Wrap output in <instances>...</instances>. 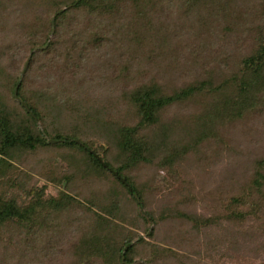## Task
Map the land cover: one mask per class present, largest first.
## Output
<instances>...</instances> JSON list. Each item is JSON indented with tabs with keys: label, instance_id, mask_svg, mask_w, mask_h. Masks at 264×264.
<instances>
[{
	"label": "trees",
	"instance_id": "1",
	"mask_svg": "<svg viewBox=\"0 0 264 264\" xmlns=\"http://www.w3.org/2000/svg\"><path fill=\"white\" fill-rule=\"evenodd\" d=\"M0 264H264V0H0Z\"/></svg>",
	"mask_w": 264,
	"mask_h": 264
},
{
	"label": "water",
	"instance_id": "2",
	"mask_svg": "<svg viewBox=\"0 0 264 264\" xmlns=\"http://www.w3.org/2000/svg\"><path fill=\"white\" fill-rule=\"evenodd\" d=\"M30 59H31V57H30V58L28 59V61L26 62V65H25V67H24V69H23V74H24L25 71H26V68H27V66H28V64H29V62H30ZM18 90H19V85H18V86L16 87V89H15V97H16L17 100L21 101V98H20L19 95H18ZM22 103H23L24 107H26L27 110L30 111V109H29L27 103L24 102V101H23ZM32 115L35 117L34 114H32ZM116 175H118V174L116 173Z\"/></svg>",
	"mask_w": 264,
	"mask_h": 264
},
{
	"label": "rangeland",
	"instance_id": "3",
	"mask_svg": "<svg viewBox=\"0 0 264 264\" xmlns=\"http://www.w3.org/2000/svg\"><path fill=\"white\" fill-rule=\"evenodd\" d=\"M52 188H53V187H51V189H49V190L52 191V192H55L54 189H52Z\"/></svg>",
	"mask_w": 264,
	"mask_h": 264
}]
</instances>
